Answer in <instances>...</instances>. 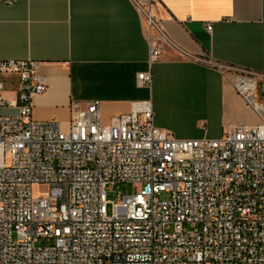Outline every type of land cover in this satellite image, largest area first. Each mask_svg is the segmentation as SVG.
Masks as SVG:
<instances>
[{
    "label": "built area",
    "instance_id": "obj_1",
    "mask_svg": "<svg viewBox=\"0 0 264 264\" xmlns=\"http://www.w3.org/2000/svg\"><path fill=\"white\" fill-rule=\"evenodd\" d=\"M132 2L149 61L180 51L150 0ZM217 68L260 122L178 139L148 99L107 122L95 100L72 101L66 128L35 120L47 89L36 62L0 61L19 78L12 99L0 82V107L16 109L0 114V264H264V74ZM136 80L148 87L150 73ZM113 184L136 191L112 203Z\"/></svg>",
    "mask_w": 264,
    "mask_h": 264
},
{
    "label": "crops",
    "instance_id": "obj_2",
    "mask_svg": "<svg viewBox=\"0 0 264 264\" xmlns=\"http://www.w3.org/2000/svg\"><path fill=\"white\" fill-rule=\"evenodd\" d=\"M150 10L180 49L167 46L154 61L132 0H0V61H35L47 85L32 118L66 128L72 101L95 100L107 122L148 99L154 126L178 139L258 124L217 65L264 74V0H150ZM146 71L148 87L136 80ZM0 82L14 98L18 76L0 74ZM242 111L249 124H234Z\"/></svg>",
    "mask_w": 264,
    "mask_h": 264
},
{
    "label": "rangeland",
    "instance_id": "obj_3",
    "mask_svg": "<svg viewBox=\"0 0 264 264\" xmlns=\"http://www.w3.org/2000/svg\"><path fill=\"white\" fill-rule=\"evenodd\" d=\"M246 106H247V108L250 109V107L247 104H246ZM243 113H245V112L242 111L240 113V115H238L237 117H235L232 120V122H234V124H236V125H238V124H249L248 120L251 117V114H248L249 118L248 117L244 118ZM246 113H248V111H246ZM41 191H45V189H42ZM135 191H136V187H134L130 184H113V185H110L106 189V199L109 202L115 203V202H118L120 200L121 196L127 195V194H133ZM110 207H111V205L108 203L106 206L107 213L110 212Z\"/></svg>",
    "mask_w": 264,
    "mask_h": 264
}]
</instances>
